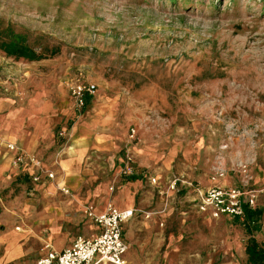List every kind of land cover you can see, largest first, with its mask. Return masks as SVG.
I'll return each mask as SVG.
<instances>
[{
  "label": "rangeland",
  "instance_id": "1",
  "mask_svg": "<svg viewBox=\"0 0 264 264\" xmlns=\"http://www.w3.org/2000/svg\"><path fill=\"white\" fill-rule=\"evenodd\" d=\"M166 1L0 0V45L8 32L20 34L45 54L27 60L0 46V99L22 102L40 76L66 77L68 87L78 76L96 85L94 96L110 89L138 108L124 144L133 167L141 136L170 137L206 144L209 176L215 166L233 174L231 164L243 159L254 177L257 164L264 170V0ZM68 129L56 130L59 144ZM209 230L229 242L247 236L230 220Z\"/></svg>",
  "mask_w": 264,
  "mask_h": 264
},
{
  "label": "crops",
  "instance_id": "2",
  "mask_svg": "<svg viewBox=\"0 0 264 264\" xmlns=\"http://www.w3.org/2000/svg\"><path fill=\"white\" fill-rule=\"evenodd\" d=\"M75 78L79 77L71 80ZM68 82L63 76H40L29 82L22 102L0 99V264H33L48 249L62 250L78 236L98 235L100 227L84 211L87 205L95 213H102L109 204L118 210H135L121 225L127 264H247L249 238L264 251L261 164L251 183L260 190L255 210L261 213L258 229L249 235L243 221L198 212L195 188L209 185V148L202 142L141 136L131 147L133 174L116 178L124 161L128 121L139 110L114 98L112 90L99 89L97 95L87 97L77 115ZM58 128H69L64 145L56 137ZM8 144L39 160L54 177L41 176L33 182L30 177L38 169L15 166L16 151ZM174 177L193 187L178 182L176 189H169ZM220 183L235 184V176L229 172ZM143 211L153 214L145 218ZM229 220L243 227L245 239L238 232L229 242L224 233L209 230Z\"/></svg>",
  "mask_w": 264,
  "mask_h": 264
},
{
  "label": "built area",
  "instance_id": "3",
  "mask_svg": "<svg viewBox=\"0 0 264 264\" xmlns=\"http://www.w3.org/2000/svg\"><path fill=\"white\" fill-rule=\"evenodd\" d=\"M69 94L73 107L81 110L86 105L87 97L94 96L96 85L92 82L82 81L80 78L71 80L69 84ZM135 130L131 129L129 141L134 140ZM59 135H65L62 129ZM226 144L221 148L225 149ZM7 147L16 151L13 158V164L19 166L28 164L36 167L38 172L31 175L33 182H38L41 176L52 179L54 174L47 168H43L39 160L33 156L25 155L12 144ZM230 171L237 177L236 183L232 185L221 184L227 177V170L222 166H215L209 176V185L203 188H195L194 202L198 212L207 214L211 218H219L228 215L243 221L245 208L255 209L256 199L260 192L259 189L251 186L253 177L249 174V166L243 159H238L231 164ZM134 168L131 156L128 154L124 158L120 168V174L132 175ZM152 183L155 180L150 179ZM178 182H184L179 177L170 180L168 188L176 189ZM189 187L193 185L186 183ZM63 193L68 190L61 187ZM86 216L100 227L98 235L86 238L78 236L69 247L62 250L48 249L46 253L38 258L33 264H127L124 259V253L127 250V244L122 239L121 225L130 219L135 213L134 209L118 210L109 204L102 213H95L90 205L85 209ZM145 218L153 214L151 211L141 212ZM48 246V245H46Z\"/></svg>",
  "mask_w": 264,
  "mask_h": 264
},
{
  "label": "trees",
  "instance_id": "4",
  "mask_svg": "<svg viewBox=\"0 0 264 264\" xmlns=\"http://www.w3.org/2000/svg\"><path fill=\"white\" fill-rule=\"evenodd\" d=\"M169 4V0L166 4ZM176 7L178 6V1L175 0ZM184 2H182L183 4ZM180 5V4H179ZM185 7V6H184ZM7 40L1 42L0 45L2 49L9 56H22L27 60H39L45 57V54L37 53L35 49L24 45L23 38L20 34H6ZM49 51L48 49L45 52ZM56 49L50 51L51 54L55 53ZM260 210L247 209L245 208V215L243 219V226L247 234L251 235L253 230L258 229V218L260 216ZM245 253L247 255V264H262L264 262V251L258 249V245L253 238H249L245 245Z\"/></svg>",
  "mask_w": 264,
  "mask_h": 264
}]
</instances>
